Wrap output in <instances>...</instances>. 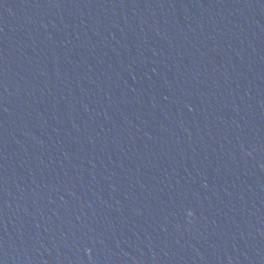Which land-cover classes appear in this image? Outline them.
<instances>
[{
  "label": "water",
  "instance_id": "95a60500",
  "mask_svg": "<svg viewBox=\"0 0 264 264\" xmlns=\"http://www.w3.org/2000/svg\"><path fill=\"white\" fill-rule=\"evenodd\" d=\"M0 264H264V0H0Z\"/></svg>",
  "mask_w": 264,
  "mask_h": 264
}]
</instances>
